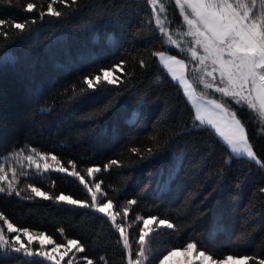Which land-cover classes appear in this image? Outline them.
<instances>
[{"label": "trees", "instance_id": "trees-1", "mask_svg": "<svg viewBox=\"0 0 264 264\" xmlns=\"http://www.w3.org/2000/svg\"><path fill=\"white\" fill-rule=\"evenodd\" d=\"M29 2L38 11H25ZM50 3L60 17L47 14ZM166 3L165 24L182 39L186 23L174 0ZM154 9L148 0H69L67 5L0 0V19L27 22L23 33L0 27V162L35 149L56 155L59 167L80 172L89 185L100 182L103 201L113 200L114 212L120 213L116 222L128 229L133 257L142 221L152 214L177 225L175 231L145 238L144 247L154 256L165 246L196 242L216 259L250 255L256 260L249 264H259L264 259V169L232 153L211 126L196 121L183 87L154 53L167 45L168 53L187 55L191 77L195 63L159 33ZM39 11L45 12L42 18ZM120 61H125L123 72L112 67ZM105 67H112L121 83L87 89L84 77L102 75ZM235 109L264 160V115ZM89 167L101 171L89 177ZM54 169L26 170L12 195L2 187L0 213L16 227L57 243L79 240L85 251H76V264H87L84 256L93 264H127L128 250L110 218L95 208L54 200L63 193L92 203L78 177ZM29 185L53 199L36 197ZM133 199L136 205L129 204ZM0 227L7 228L3 218ZM0 264H42V258L6 255Z\"/></svg>", "mask_w": 264, "mask_h": 264}, {"label": "snow or ice", "instance_id": "snow-or-ice-1", "mask_svg": "<svg viewBox=\"0 0 264 264\" xmlns=\"http://www.w3.org/2000/svg\"><path fill=\"white\" fill-rule=\"evenodd\" d=\"M55 3L56 0H53ZM60 3L67 5L69 0H59ZM75 0H73V3ZM150 5L154 6L158 0H148ZM175 5L179 6V11L182 14L183 22L187 25V36L191 37V47L187 49L190 53L192 61H198L200 65H204L206 61L210 60L213 66L212 72L207 75L213 76L214 72H219V84L215 85L216 92L222 97L228 98L224 103H217L216 100L211 101L214 105L209 111L195 113V119L200 125L211 126L210 130L218 133V139L230 146L231 152L236 154H244L252 161L260 165L264 169V160L258 157L257 152L249 142V135L245 130V124L237 119L238 112L233 109L231 112L224 107L228 104L231 107L234 102L239 107H247L253 110L264 112V0H174ZM259 4V7L257 5ZM27 12L38 11V5L33 2L26 4L24 9ZM155 10V9H154ZM39 16L42 18L45 12L39 11ZM47 14L54 17H60L61 11H57L53 4H48ZM36 18L33 17L31 23H35ZM155 24L158 26L159 33L168 36L171 45H175L179 50V54H184L185 50L177 42L172 39L167 30L158 18L155 19ZM9 25L12 28L18 29L23 33L26 30L27 22H14L5 19H0V27ZM7 36V32L3 33ZM168 47L164 46V50L154 53L159 61L167 66L171 72V78L175 81L185 85V91L192 89L193 85L185 80L183 72L177 75L175 65H179L181 69L188 67L185 64V59H178L177 55H168ZM125 61H120L112 67L124 71L123 64ZM144 64L143 61H141ZM146 66V65H145ZM112 67L101 68L102 73L96 75H87L84 77L83 83L87 89L96 91L105 90L106 86H115L121 83L120 77L115 76ZM215 80L216 77H213ZM223 85V86H221ZM212 88L213 84L206 85ZM216 113L217 118H212V114ZM35 151V149H33ZM132 151L139 152L138 149ZM52 160H57L56 155H52ZM29 161L32 157H27ZM112 165L118 164V161H111ZM39 167V165H37ZM45 170H49L52 166L48 163L44 164ZM54 171L62 174L70 175L71 177H78L79 182L87 187L88 193L91 194V204L88 200L73 199L71 195L63 193L54 197L56 202L72 207L80 208H95L98 213L105 214L118 231L120 237L123 239V245L127 248V264H141V258L152 264L149 256L152 255L150 249L144 247L145 238L149 234L159 235L164 230L177 229V225L172 223L169 218H158L156 215H148L143 219V228L139 230V251L137 259H133L131 245L129 238L124 233V224L117 223V216L119 212H113V200L107 199V202H101L98 205L97 194L101 192V183H95V191L89 185L84 175L80 172L72 170L68 167L60 166ZM100 167H89L87 175L91 177L93 173H99ZM15 174V173H14ZM6 179V176H0V180ZM31 187V191L36 197L43 199H53L49 193L42 191L39 187ZM8 195H12L15 188L11 183L8 186ZM5 188H0V193L5 192ZM17 196L19 192L15 193ZM137 200L129 201V204L136 205ZM128 209H124V214L127 215ZM0 218H3L7 225L8 233H17L9 239L4 234V228L0 227V256L16 255L26 258L40 257L42 264L53 262V264H60L69 253L75 249L77 252L83 253L85 248L77 239H69L67 244L55 243L51 236L46 234L32 235L30 229L27 227H16L12 222L8 221L3 213H0ZM156 225L157 231H153V225ZM23 234L27 237L28 243L25 244L21 239ZM37 243V248L33 249L31 245ZM54 245L51 250H41L47 245ZM196 242H188L186 247L183 244H176L165 246L162 251L155 255L157 264H166L172 257L178 255L183 256L184 259L180 264H195L200 261L201 264H249L250 261H255L256 257L250 255H227L223 259L215 260L213 254H209L205 250L199 251L198 255H194L197 250ZM203 248L204 246L201 245ZM63 249L59 259L56 253ZM147 253V254H146ZM87 264H93V261L87 256L83 257ZM68 264H71L69 260ZM259 264H264V259L259 260Z\"/></svg>", "mask_w": 264, "mask_h": 264}, {"label": "rangeland", "instance_id": "rangeland-1", "mask_svg": "<svg viewBox=\"0 0 264 264\" xmlns=\"http://www.w3.org/2000/svg\"><path fill=\"white\" fill-rule=\"evenodd\" d=\"M166 7H167L166 0H158V3L154 6L156 18L158 16V18L161 20V23L163 24V26L165 27V29L167 30V32L171 36V38L177 40V42L181 45V47L183 49H185V51L187 52V49L192 46L191 45V39L192 38L187 36V34H186L187 33V25H185L186 28L184 30L180 31V32H182V39L180 37H177L176 35L172 34L171 33L172 31H170L169 26L167 24H165V8ZM178 8H179V6H178ZM166 41L168 44H170V41L168 40L167 35H166ZM168 54H170V53H168ZM170 55H172V54H170ZM194 63L195 64H193V66L190 70L193 77H191L190 74H189V76L191 77V80L194 84L195 95L196 96L198 95L200 97V99L203 100V102L207 106L206 111H209L212 108H214V105L211 104V101L216 100L217 103H224V100H226L228 98L222 97L221 94L216 92L215 85L220 83L219 72L218 71L214 72L213 76L207 75L208 72H212V70H213V66L211 64V61L210 60L206 61L204 65H200L198 61H194ZM213 77H216V79L214 80ZM207 84H213L214 86L212 88H209L206 86ZM221 86H223V85H221ZM224 107L228 110V112H231L233 109H235V103L233 102L231 107H229L228 104H224ZM212 118H217V114L213 113ZM29 156L32 157L31 161H29L27 159V157H29ZM51 157H52V154H46V153L38 152L37 150L33 151V149H29V151L27 153H25L24 156H22L20 159L13 158V157L2 159V162H0V176H6V179L0 180V188L8 187L9 183H11L12 185H16L17 183L22 182V180H21L22 175L25 174L26 170H28V169H34V170H40V171L45 170V168H44L45 163L50 164L52 166V168H55V167L58 168L59 167L58 162L56 160L53 161ZM37 165H39V167H37ZM24 168H26V169H24ZM90 186L92 187L93 191H95V183H92ZM101 202H105V201H103V198H102V195L100 192L97 194L96 204L98 205ZM112 211L114 212L113 208H112ZM154 226H155V224L152 227H154ZM124 233L126 236H128V229L125 225H124ZM4 234L6 236H8L9 239H11V237L16 235L17 233H8L7 228H6V229H4ZM31 234L36 236L38 234H43V233L31 232ZM20 235H21V239L24 241V243L27 244L28 243L27 237H25L23 234H20ZM53 241L55 242V240H53ZM55 243H57V242H55ZM63 244L66 245L67 241ZM129 244H130V242H129ZM37 246L38 245L35 242L31 245V247L33 249L37 248ZM53 246L54 245L50 244L41 250H51V248ZM199 251H201V250H199L197 248L194 255H198ZM62 252H63V249L59 250L56 253L58 259H59L60 255L62 254ZM153 256L154 255H150L149 259L152 260V264H157V261L154 258L155 256L154 257ZM137 258H138L137 256L133 257L134 260ZM183 259H184L183 256L178 255L176 257H172L169 261L166 262V264H180V261ZM214 259L220 260V259H216V258H214ZM69 260L71 261V264H76V261L79 260V259H77L75 249H73L69 253V255L67 257H65L64 260H62L60 262V264H68ZM141 264H148V261H145L141 258ZM195 264H201V262L196 261Z\"/></svg>", "mask_w": 264, "mask_h": 264}, {"label": "crops", "instance_id": "crops-1", "mask_svg": "<svg viewBox=\"0 0 264 264\" xmlns=\"http://www.w3.org/2000/svg\"><path fill=\"white\" fill-rule=\"evenodd\" d=\"M168 54V53H167ZM168 55H170V54H168ZM178 59H183V58H180V57H177ZM185 64H187L188 65V63H187V61L185 60ZM165 66V65H164ZM166 68H167V66H165ZM175 68H176V72H177V75H180L181 74V72H183V75H184V77H185V80L188 82V83H190V84H192L193 85V88L192 89H189V90H187V91H185V85L184 84H182V83H180L179 81V83L181 84V86L183 87V89H184V91H185V93H186V95L188 96V98H189V100L192 102V104L194 105V108H195V111L197 112V111H200V112H205L206 110H207V106L205 105V103L203 102V100H201L200 99V97L197 95H195V92H194V84H193V82H192V80H191V77L189 76V66L187 67V68H185V69H181L180 68V66L179 65H175ZM167 70H168V68H167ZM169 71V70H168ZM170 74H171V72H170ZM261 114H263L264 115V112H261V111H259ZM237 119H239V117L237 116ZM245 130H246V128H245ZM247 132V131H246ZM249 142H250V140H249ZM251 143V142H250ZM252 145V144H251ZM230 147V146H229ZM236 154V153H235ZM236 155H241V156H246V155H244V154H236ZM247 157V156H246Z\"/></svg>", "mask_w": 264, "mask_h": 264}]
</instances>
